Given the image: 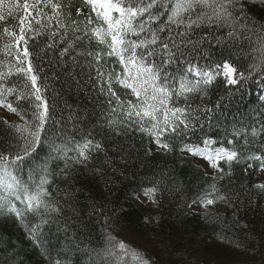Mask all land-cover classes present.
Segmentation results:
<instances>
[{
	"label": "snow or ice",
	"instance_id": "snow-or-ice-1",
	"mask_svg": "<svg viewBox=\"0 0 264 264\" xmlns=\"http://www.w3.org/2000/svg\"><path fill=\"white\" fill-rule=\"evenodd\" d=\"M246 5L247 0H79L77 7L72 0H0V107L23 121H3L14 140L8 148H15L16 154L0 153V215H14L37 246L49 243L42 239L48 229L59 244L43 249L48 264H156L113 235L115 229H106L99 244L89 240L82 246L75 233L70 234L67 220L61 222L60 189L49 191V178L62 175L67 182L93 154L105 150L102 139H96L97 128L114 136H147L149 151L153 146L164 152L179 147L182 153L202 157L212 183L194 195L189 207L207 209L229 202L217 185L230 179L233 162L243 156L235 137L247 143V127L256 137L264 132V122L259 128H234L233 139H227L225 129L224 137L216 140L205 132V121L210 128V114L223 97L213 107L204 105V98L220 77L226 90L233 89L230 97H242L254 74L264 90V21H252ZM242 41L248 48L241 55L250 61L243 71L231 57L214 58L216 48ZM46 57L50 66L63 71L69 86L79 88L83 81L77 77L87 67V86L96 92L97 101L104 98L91 128H83V118L70 106L67 118L55 117V104L45 95L49 85L41 75ZM259 100L264 101V94ZM50 121L52 137L46 136ZM193 136L197 142H190ZM45 143L47 158L33 161L27 178H22L18 167ZM244 158L259 161L264 169V156ZM221 162L228 165L227 171ZM253 167L248 164V169ZM159 183L143 189L154 204L162 191ZM254 187L258 197L264 196V184ZM220 236L228 239L223 229ZM260 239L264 243V235Z\"/></svg>",
	"mask_w": 264,
	"mask_h": 264
},
{
	"label": "trees",
	"instance_id": "trees-1",
	"mask_svg": "<svg viewBox=\"0 0 264 264\" xmlns=\"http://www.w3.org/2000/svg\"><path fill=\"white\" fill-rule=\"evenodd\" d=\"M72 2L79 6V0ZM245 11L252 21H264V0H247ZM2 28L0 24V30ZM247 48L246 41L237 42L234 47L221 46L216 48L214 58L222 61L231 57L243 71L250 61L241 55V50ZM82 50L86 51L87 47ZM40 63L34 61V64ZM81 64L85 62L82 60ZM87 71L85 66L84 74L77 77L83 81L79 88L75 84L69 86L63 71L50 66L47 57L41 71L49 85L45 95L50 104H55V117L67 118L70 106L71 112L83 118L85 130L97 122L104 99L100 97L97 101L96 92L87 86ZM222 79L218 78L204 98V105L213 107L223 97L221 105L210 114L213 116L210 128L205 121V132L220 140L225 129L229 133L227 139H233L234 128L241 131L247 126L259 128L264 122V101L259 100L264 94L260 78L254 74L242 97L240 94L230 97L228 92L233 89L226 90ZM3 121L5 119L0 116V153L15 155V148H8L14 140ZM20 123L8 121V124ZM52 127L50 121L46 136L52 137ZM68 127L71 128V122ZM12 131L14 133V129ZM247 134V143L242 136L235 137L234 143L243 156L240 162H233L230 179L225 178L217 185L229 197L228 203L218 202L207 209L191 210L189 205L194 195L212 183L211 176L205 175L193 156L182 153L179 147L172 152L149 151L147 136L140 133L114 136L110 130L100 128L95 135L97 140L102 139L105 150L93 154L67 182L62 175L50 177L49 191L60 189L61 222L67 220L70 234L75 233L82 246L89 240L99 244L106 229H115L113 235L156 264H264V243L260 239L264 235V196L258 197L259 189L254 187L258 184L254 174L260 168V162L244 158L264 156V132L252 137L251 128L247 127ZM190 142H197L196 137H191ZM200 144L202 147V142ZM48 151L45 143L35 156L18 167L22 178H27V170L33 161L47 158ZM249 163L254 167L248 169ZM221 166L228 170L224 162ZM158 181L162 191L156 195L157 211L151 212L132 201L138 194H143V189L157 185ZM16 203L20 207L19 202ZM222 229L228 239H221ZM44 233L42 239L49 243L37 246L24 224L15 220L14 215H0V264H48L43 249L59 247V244L54 236L48 235L47 228Z\"/></svg>",
	"mask_w": 264,
	"mask_h": 264
},
{
	"label": "rangeland",
	"instance_id": "rangeland-1",
	"mask_svg": "<svg viewBox=\"0 0 264 264\" xmlns=\"http://www.w3.org/2000/svg\"><path fill=\"white\" fill-rule=\"evenodd\" d=\"M0 116L7 121H11V122L15 121V122L23 123V121L20 119L19 116H17L14 113L8 112V110L3 107H0ZM152 150H156L154 146L152 147ZM184 153L191 155L187 152ZM193 157L195 158L197 164H199L202 167L205 173L206 172L211 173V169L208 167L207 161H205L200 156H193ZM254 175H255V180L258 184H264V169L259 168ZM132 201H134L136 204L145 206L151 212L157 211V204L152 203V201L148 197H145L143 194H138ZM203 209L205 208H191V210L193 211H198Z\"/></svg>",
	"mask_w": 264,
	"mask_h": 264
}]
</instances>
